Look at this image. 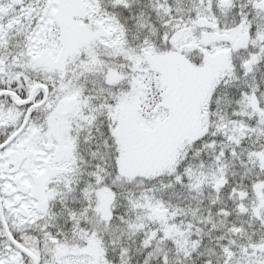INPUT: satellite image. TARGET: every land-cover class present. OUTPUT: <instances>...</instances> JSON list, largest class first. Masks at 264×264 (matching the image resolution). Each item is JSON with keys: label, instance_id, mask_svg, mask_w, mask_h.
Here are the masks:
<instances>
[{"label": "snow or ice", "instance_id": "6c2138e0", "mask_svg": "<svg viewBox=\"0 0 264 264\" xmlns=\"http://www.w3.org/2000/svg\"><path fill=\"white\" fill-rule=\"evenodd\" d=\"M0 264H264V0H0Z\"/></svg>", "mask_w": 264, "mask_h": 264}]
</instances>
